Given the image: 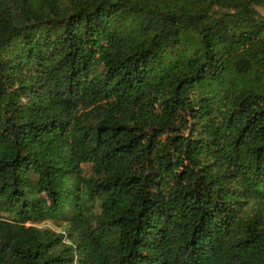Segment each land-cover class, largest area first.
<instances>
[{
	"label": "trees",
	"instance_id": "1",
	"mask_svg": "<svg viewBox=\"0 0 264 264\" xmlns=\"http://www.w3.org/2000/svg\"><path fill=\"white\" fill-rule=\"evenodd\" d=\"M263 7L0 0V264H264Z\"/></svg>",
	"mask_w": 264,
	"mask_h": 264
},
{
	"label": "rangeland",
	"instance_id": "2",
	"mask_svg": "<svg viewBox=\"0 0 264 264\" xmlns=\"http://www.w3.org/2000/svg\"><path fill=\"white\" fill-rule=\"evenodd\" d=\"M260 12H261L262 14H264V7L260 9ZM87 167H88V165H84V166H83L84 170H87ZM45 224L51 225L52 227H55V228H56V226L53 225V224H50V223H45ZM58 229H59V228H58Z\"/></svg>",
	"mask_w": 264,
	"mask_h": 264
}]
</instances>
